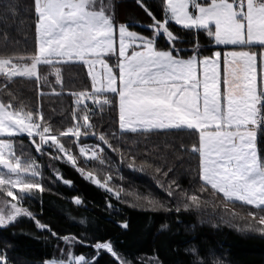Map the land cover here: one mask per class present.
Here are the masks:
<instances>
[{
	"label": "snow or ice",
	"instance_id": "snow-or-ice-1",
	"mask_svg": "<svg viewBox=\"0 0 264 264\" xmlns=\"http://www.w3.org/2000/svg\"><path fill=\"white\" fill-rule=\"evenodd\" d=\"M136 3L151 18L149 35L117 23L112 0H32L28 11L34 18V50L0 53V91L6 93L0 97V227L27 217L41 231L62 240L66 247L60 249L61 258L45 264H99L103 255L111 258L109 264H133L111 240L89 243L74 235L60 236L24 206L37 196L42 200L47 190L41 165L24 154L17 140L25 134L37 153L47 151L53 160L66 159L84 179L122 199L125 190L109 186L111 174L102 180L79 166L77 156L61 139L74 138L73 143H79L81 137L97 136L113 152L119 151L109 140L116 133L97 132L93 122L105 107L117 113L121 134L177 132L192 137L190 148L183 142L145 145L144 162L139 166L135 149L130 159L121 152V161L130 169L154 172L158 186L176 201V212L203 210L209 203L204 196L212 193L219 197L220 204L213 203V207L222 205L223 222L264 238V83L258 81L257 71L258 62L264 60V0H161L162 18L145 0ZM19 7L16 0H0V24L5 26L0 35L5 47L10 42L8 22L18 18ZM171 22L192 34L193 40L175 32ZM201 30L216 46L238 50L204 55L198 40ZM161 39L166 48L159 46ZM185 43L190 47L180 46ZM76 64L87 68L91 90L70 93L74 107L67 127H56L42 106H29L10 90L15 78H26L35 83L37 96L42 98V89L51 87L42 66L54 69L56 84L63 87L58 65ZM103 151L100 144L79 147L85 163L92 160L103 165ZM178 153L197 157L196 179L189 189L178 183L175 165L169 162L170 156L182 159ZM53 171L71 186V180ZM73 199L82 204L79 197ZM136 199L153 211L173 210L155 197ZM248 206L251 210L246 215L236 211ZM238 220L243 226L236 225ZM121 226L126 229L128 224ZM76 245L92 247L95 255L75 254ZM0 264H9L4 252H0ZM155 264H160L158 258Z\"/></svg>",
	"mask_w": 264,
	"mask_h": 264
},
{
	"label": "trees",
	"instance_id": "trees-1",
	"mask_svg": "<svg viewBox=\"0 0 264 264\" xmlns=\"http://www.w3.org/2000/svg\"><path fill=\"white\" fill-rule=\"evenodd\" d=\"M157 18H162L161 0H145ZM20 5L18 18L8 22L7 33L9 44L4 45L3 36L0 35V53H31L34 50V18L28 11L32 0H16ZM115 8L117 23H125L130 30L142 35H149L148 25L151 18L140 8L136 0H112ZM172 29L180 35H186L188 40H193V35L186 33L180 26L171 23ZM5 31L4 24H0V34ZM199 43L204 50V55H210L219 49L202 30L198 34ZM161 48H166L164 39L159 42ZM182 47H190L185 43ZM225 49L233 50L234 47ZM254 51L256 49H253ZM111 63H115L113 57ZM63 77V87L56 84L54 69L42 66V74L48 75L51 87L45 86L42 90L45 95L37 96L36 85L26 78L17 77L10 84L18 99L29 106H42L44 115L58 128L71 124V110L74 107V98L70 95L73 91H90L91 81L87 76V68L79 64L60 66ZM3 78H0V84ZM53 88L55 91H53ZM56 93H60L57 95ZM6 93L0 91V97ZM117 113L105 107L103 113L93 117L97 124V132H115L109 136L110 142L119 151L113 152L107 145L100 142L97 136L81 137L79 143H73L74 138H61L66 147L77 156L78 164L92 171L94 176L104 179L111 174L113 180L110 187L114 190L123 188L121 200H117L112 192L96 186L81 177L66 159L53 160L46 151L42 156L36 155L34 146L28 137H17L23 144V152L41 165L44 173L46 191L34 199H28L24 206L34 212L41 222L48 224L60 236L74 235L85 239L89 243L97 240H111L117 250L126 254L133 264H147L159 260L160 264H264V238L259 233L240 231L237 226L230 225L221 220L222 205L219 197L208 193L204 199L209 201L203 209L181 210L176 212V201L167 196L164 189L157 184L155 174L151 169L134 171L127 162L121 161V152L130 159L132 150L135 149V164L139 166L144 162L142 152H146L145 145L149 148L155 145H165L167 142L187 144L190 148L192 137L184 133H151L146 136L131 132L121 134L117 123ZM96 145L104 149L101 155L105 163L89 160L80 156V145ZM19 154V152H18ZM182 159L175 156L169 157V162L175 165V178L183 189L193 185L197 174V157L178 153ZM151 162V161H149ZM53 169L59 171L64 179L71 180V186L65 185L57 179ZM172 174L170 173V176ZM222 196V194H220ZM141 197H155L172 211L147 209ZM74 197H79L82 204L77 205ZM109 204L112 207H109ZM251 210L240 207L236 211L246 215ZM127 222L125 229L121 225ZM236 225L243 226V221H236ZM62 240H57L49 232L41 231L34 221L27 217L18 218V221L8 227H0V252L7 255L9 264H45L46 260L61 258L60 249L65 248ZM196 252L193 253L192 250ZM75 254H84L91 258L95 255L90 246L76 245ZM110 257L103 255L99 264H109Z\"/></svg>",
	"mask_w": 264,
	"mask_h": 264
},
{
	"label": "crops",
	"instance_id": "crops-1",
	"mask_svg": "<svg viewBox=\"0 0 264 264\" xmlns=\"http://www.w3.org/2000/svg\"><path fill=\"white\" fill-rule=\"evenodd\" d=\"M217 47L218 48H224V49L217 50V51H221L222 53H224V52L232 51V50L225 49V48L234 47V46H231V45H228V46L220 45V46H217ZM233 50H238V49H233ZM257 71H258V81L264 83V79H263V69H262L261 61L258 62V69H257Z\"/></svg>",
	"mask_w": 264,
	"mask_h": 264
},
{
	"label": "rangeland",
	"instance_id": "rangeland-1",
	"mask_svg": "<svg viewBox=\"0 0 264 264\" xmlns=\"http://www.w3.org/2000/svg\"><path fill=\"white\" fill-rule=\"evenodd\" d=\"M171 23H174V22H171ZM175 24V23H174ZM179 26V25H178ZM261 64H262V69H263V79H264V60H261ZM90 78V77H89ZM91 81V80H90ZM24 137H27L26 136V134L25 135H23ZM23 136H19V137H23ZM18 137V138H19ZM34 146V145H33ZM34 152L36 153V155H39V156H42V154H40V153H37L36 151H35V147H34ZM146 262H147V264H154V262L152 263L150 260H146Z\"/></svg>",
	"mask_w": 264,
	"mask_h": 264
},
{
	"label": "built area",
	"instance_id": "built-area-1",
	"mask_svg": "<svg viewBox=\"0 0 264 264\" xmlns=\"http://www.w3.org/2000/svg\"><path fill=\"white\" fill-rule=\"evenodd\" d=\"M87 103L89 104V106L90 107H96V106H94V105H92V103H91V101H87ZM91 146H94V145H91ZM70 165V164H69ZM71 166V165H70ZM73 169H75V171H77L76 170V168H74L73 166H71ZM77 173L79 174V172L77 171ZM80 175V174H79ZM81 176V175H80ZM82 177V176H81Z\"/></svg>",
	"mask_w": 264,
	"mask_h": 264
}]
</instances>
